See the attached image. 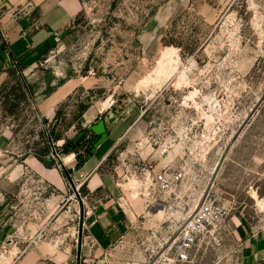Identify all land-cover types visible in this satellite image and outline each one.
Masks as SVG:
<instances>
[{
    "label": "rangeland",
    "instance_id": "rangeland-1",
    "mask_svg": "<svg viewBox=\"0 0 264 264\" xmlns=\"http://www.w3.org/2000/svg\"><path fill=\"white\" fill-rule=\"evenodd\" d=\"M11 1L0 0V19L12 4L33 19L44 0ZM77 1L68 42L32 70L0 72L1 215L14 203V219L34 224L17 234L73 264H238L245 234L264 229V0ZM51 97L61 102L48 119L40 105ZM100 120L128 124L100 172L118 186L129 227L103 251L86 217L106 191L90 194L62 151L66 138L85 154V129ZM52 129L64 138L54 142ZM45 149L61 197L21 166ZM206 201L210 221L180 262L181 225Z\"/></svg>",
    "mask_w": 264,
    "mask_h": 264
},
{
    "label": "crops",
    "instance_id": "crops-1",
    "mask_svg": "<svg viewBox=\"0 0 264 264\" xmlns=\"http://www.w3.org/2000/svg\"><path fill=\"white\" fill-rule=\"evenodd\" d=\"M13 7V4L7 6L0 19V30L5 42V46H1L3 50H0V72L12 66L14 61L26 65V69L30 70L56 41L62 39L68 42L71 39L68 27L80 5L77 0H44L39 6L38 16L33 19L30 16L19 18L14 14ZM60 102L61 99L57 100L55 97L44 99L40 105L41 112L48 119L54 118ZM104 122L106 138L96 147L91 158L79 168L80 173L88 175L86 185L90 194L102 189L106 191L105 199L98 201L86 217L88 231L102 251L124 238L129 227L128 215L119 200L118 186L114 180L100 172L102 164L128 129V124ZM91 131L97 142L101 135L92 129ZM70 160H76L75 153H70ZM21 166L39 172L42 178L56 187L58 196H62L64 180L56 169L44 165L36 156L29 155ZM11 207L13 215L10 217H7L6 212L3 215L0 213V264H73L68 251L64 252L48 242H35L29 235L19 236V229H33L34 224L15 220L14 203ZM238 264H264V229L254 234H245Z\"/></svg>",
    "mask_w": 264,
    "mask_h": 264
},
{
    "label": "built area",
    "instance_id": "built-area-1",
    "mask_svg": "<svg viewBox=\"0 0 264 264\" xmlns=\"http://www.w3.org/2000/svg\"><path fill=\"white\" fill-rule=\"evenodd\" d=\"M18 61L13 62V66L17 68ZM55 145V143L53 142ZM57 156L59 154L54 152ZM213 203L206 201L196 209L193 214L184 219L181 225V233L179 243L177 245L176 258L180 262H188L191 253L194 251L196 238L210 221Z\"/></svg>",
    "mask_w": 264,
    "mask_h": 264
},
{
    "label": "trees",
    "instance_id": "trees-1",
    "mask_svg": "<svg viewBox=\"0 0 264 264\" xmlns=\"http://www.w3.org/2000/svg\"><path fill=\"white\" fill-rule=\"evenodd\" d=\"M0 50H3V48H0ZM23 88H24V86H23ZM28 88V87H27ZM27 88H26V90H27ZM88 109V106L87 105H83V107L81 108V111H80V114H83L86 110ZM59 115H60V113L59 112H57V117H56V119L58 120V117H59ZM46 122H48L47 120H45ZM85 131L87 132V131H90V134H91V136L88 138V140H87V145H86V147H85V154H82L79 150H77V149H73L70 145H69V139H66V138H64L63 137V134L62 133H58V132H56V130L55 129H52L51 130V133H50V138H53V141L54 142H57V141H59V140H61V139H65V146L63 147V152L64 153H66V154H70V153H75L76 154V160H77V165H76V168H81L87 161H88V159H89V157L90 156H92L93 155V150H94V148H95V143H96V139H95V134L94 133H92V131H91V129H85ZM78 137V136H77ZM85 137V139H86V136H84ZM83 137V138H84ZM78 138H80V137H78ZM84 139V141H86ZM57 149H59V147L57 148ZM61 150V149H60ZM49 152V149H45V151H43V153H41V154H39V153H37V154H35L36 155V157L39 159V160H41V161H44L43 159H42V156L43 155H47V153ZM44 163L48 166V167H51L52 165H53V162L52 161H50V163H46V161H44Z\"/></svg>",
    "mask_w": 264,
    "mask_h": 264
},
{
    "label": "water",
    "instance_id": "water-1",
    "mask_svg": "<svg viewBox=\"0 0 264 264\" xmlns=\"http://www.w3.org/2000/svg\"><path fill=\"white\" fill-rule=\"evenodd\" d=\"M106 125H105V122H104V120H101V121H99L98 122V124H95V125H92L91 126V129L95 132V133H97V134H99V135H101V137H100V139L95 143V148H94V150H93V153L95 152V150H96V147L97 146H99L101 143H102V141L106 138V133H105V129H106V127H105ZM91 158V156L89 157V159ZM50 158H47L46 159V163L48 164V163H50ZM79 170V169H78Z\"/></svg>",
    "mask_w": 264,
    "mask_h": 264
}]
</instances>
